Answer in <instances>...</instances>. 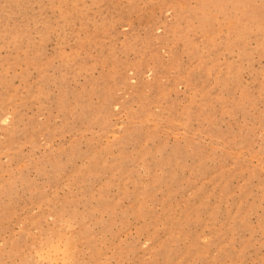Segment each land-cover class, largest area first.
<instances>
[{"label":"rangeland","instance_id":"rangeland-1","mask_svg":"<svg viewBox=\"0 0 264 264\" xmlns=\"http://www.w3.org/2000/svg\"><path fill=\"white\" fill-rule=\"evenodd\" d=\"M0 264H264V0H0Z\"/></svg>","mask_w":264,"mask_h":264}]
</instances>
